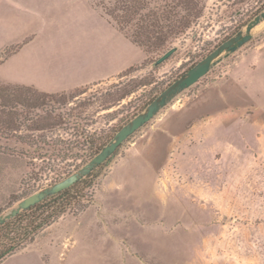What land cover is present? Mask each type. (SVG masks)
<instances>
[{
	"label": "rangeland",
	"instance_id": "obj_1",
	"mask_svg": "<svg viewBox=\"0 0 264 264\" xmlns=\"http://www.w3.org/2000/svg\"><path fill=\"white\" fill-rule=\"evenodd\" d=\"M180 1L148 3L157 10L175 6L178 16L183 14ZM45 2L0 0V17L7 14L24 25L31 21L24 10ZM192 2L202 7L201 15L161 48L145 49L133 43L135 48L127 40L125 28L119 30L107 19L103 9L113 7L114 0H73L66 6L53 1L56 9L70 8L73 3L82 17L89 18L85 28L90 32L79 31L82 38L75 33L79 43L69 48L81 50L91 67L113 52L116 66L134 61L104 80L55 93V104L27 110V114L17 109L23 119L20 131L0 136V151L4 152L0 153V214L80 169L92 158L86 156L88 135L107 143L169 83L238 30L244 32L247 22L264 9V0ZM94 10L127 42L121 39L119 43L106 34ZM14 26L17 28L15 24L10 28ZM60 29L56 26L53 31ZM11 32L18 34L13 28ZM250 32L247 42L222 55L204 76L92 169L84 199L37 230L31 242L49 235L58 250L59 264H64L67 247L59 241L66 225L64 216L81 214V221L88 224L99 210L98 230L101 236L104 221L105 248L93 243L98 230L91 223L85 228L96 237L87 250L89 264H264V19ZM17 46H5L0 56ZM171 47L176 51L154 65ZM1 68L7 69V65ZM29 137L46 142H31ZM146 163V201L125 199L133 178L122 179L123 186L118 185L117 190L111 187L113 178L125 177V166L131 169Z\"/></svg>",
	"mask_w": 264,
	"mask_h": 264
},
{
	"label": "crops",
	"instance_id": "obj_2",
	"mask_svg": "<svg viewBox=\"0 0 264 264\" xmlns=\"http://www.w3.org/2000/svg\"><path fill=\"white\" fill-rule=\"evenodd\" d=\"M47 1L45 5L38 8L33 7L24 10V16L28 17L29 15L31 19V21L27 20L24 25L19 24V22L16 23L7 14H3L0 17V50L8 45H18L15 51L0 62V68L7 65V69L2 70L1 68L0 78L2 80L32 86L47 93L66 92L111 77L134 61L128 59L125 63H119L116 66L115 52L112 55L104 53L107 57H103V62H96L91 67L89 58L81 56V50L69 48V45L77 46L79 43L78 38L84 36L79 31L87 32L88 28H85V26L88 24L89 18L82 17L75 10L73 3H71L70 8L56 9L52 7L53 1L58 5L59 1H61L66 6L67 2L69 3V1L73 0ZM29 11L30 14H28ZM94 15L100 17V21L103 24L102 28L106 31V34L113 37L114 41L120 43V40L123 39L127 42V38L99 15V13L96 12ZM34 18L37 19L35 20ZM11 24L17 26V28L15 26L11 28L17 30L18 34L11 32ZM56 26L61 27L59 32L53 31ZM88 31L90 32L89 29ZM75 33L80 34L78 38L74 37ZM127 40L133 44L129 39ZM134 47L136 48L135 45ZM99 65H101V68ZM148 164H142L134 168L132 166L131 169L125 166V169L123 168L122 170L124 172L127 171V174L125 172V177L121 179L113 178L114 183L111 184V187L116 189L118 185H121L122 179L126 177L133 178L135 182L131 186L130 193L127 192L128 194H126L125 199L130 201L135 198L136 200L146 201L149 179L146 175ZM133 169L134 171H132ZM111 187L108 189L110 190ZM140 189L142 192H140ZM117 210L119 215H121V210ZM80 215L78 214L77 217L66 215L63 218L66 225L64 229L60 230L63 235L61 239L59 238V241L67 247L64 264H89L90 256L87 250L92 245L90 242L92 240L95 241L96 237L93 239L91 236H95L94 232L91 235V232L85 228L92 223L97 225V230L99 229L101 222L98 216H100V211H96L93 215L94 219L91 223H88L89 225L81 221ZM104 216L102 214L103 218ZM99 233L100 230H98L96 242L93 243L98 248H105L104 221H102L101 227L102 235L100 236ZM0 264H59V253L54 248L52 238L48 235L39 240L36 238L27 248L8 255Z\"/></svg>",
	"mask_w": 264,
	"mask_h": 264
},
{
	"label": "trees",
	"instance_id": "obj_3",
	"mask_svg": "<svg viewBox=\"0 0 264 264\" xmlns=\"http://www.w3.org/2000/svg\"><path fill=\"white\" fill-rule=\"evenodd\" d=\"M148 1L114 0L113 7L103 9L107 19L119 30L125 28V36L132 43L145 49L161 48L170 38L183 33L202 12V7L196 6L192 0H181L178 3L183 13L178 16L174 13L175 6L171 9L163 7L157 10L153 6L149 7ZM9 54L1 55L0 61L6 59ZM55 93L43 92L32 86L4 83L0 79V136L13 135L17 133L15 131H20L23 119L22 113H18L17 109L24 110L27 114V110L43 107L45 104H55L56 100H53ZM40 96L45 97V100ZM5 110L8 113L5 114ZM24 120L30 122L33 119L24 117ZM15 137L22 140L20 136ZM97 139L93 134L87 136L85 141L88 143L87 158H91L106 143V140L97 142ZM29 140L46 142L34 137H29ZM94 171L72 186L47 196L1 224L0 262L31 242L36 231L42 226L50 224L67 210H71V207L78 205L84 199L83 189L90 185Z\"/></svg>",
	"mask_w": 264,
	"mask_h": 264
},
{
	"label": "water",
	"instance_id": "obj_4",
	"mask_svg": "<svg viewBox=\"0 0 264 264\" xmlns=\"http://www.w3.org/2000/svg\"><path fill=\"white\" fill-rule=\"evenodd\" d=\"M264 19V9L250 19L245 25L244 32L238 30L234 35L221 42L207 55L193 64L187 71L169 83L160 93H158L145 108L134 115L124 125H122L113 137L96 153L92 158L84 164L80 169L61 179L60 181L40 190L33 192L24 197L16 206L11 207L6 212L0 214V225L8 219L16 216L22 210L42 201L49 195L55 194L72 186L75 182L87 175L92 169L108 159L131 134L146 124L157 112L166 106L181 91L196 83L204 76L212 66H214L222 57L237 50L245 42L251 38V29ZM176 47L166 50L155 61L154 65H158L165 61L172 53L176 51Z\"/></svg>",
	"mask_w": 264,
	"mask_h": 264
}]
</instances>
